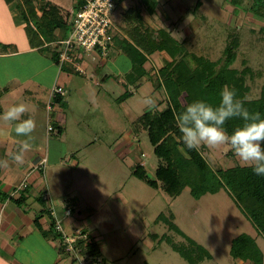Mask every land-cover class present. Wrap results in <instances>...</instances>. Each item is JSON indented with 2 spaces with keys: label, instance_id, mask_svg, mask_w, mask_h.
<instances>
[{
  "label": "rangeland",
  "instance_id": "obj_1",
  "mask_svg": "<svg viewBox=\"0 0 264 264\" xmlns=\"http://www.w3.org/2000/svg\"><path fill=\"white\" fill-rule=\"evenodd\" d=\"M61 1L65 2V7L61 9L51 0L8 1V7L13 10L10 15L14 22L12 36L18 35V44L28 38L26 23L35 26L25 18L30 17L33 8L39 13L42 25L53 33V40L56 37L65 38L70 33L71 13L76 5L75 0ZM238 1L236 4L233 0H201V5L196 8L198 0H159L155 13L150 14L140 0H123L112 12V31L130 39L127 30L132 29L136 22L129 21L124 12L141 6L146 24L161 32H157L158 38L172 37L183 42L190 53L197 56H188L195 66L202 56L222 59L232 35H239L240 46L233 66L242 70L248 65L253 70V76L248 74L246 79L250 86L248 97L257 98L264 85V18L249 9L252 0ZM22 8L27 12L26 16L22 14ZM18 26L22 31H18ZM54 47V44L49 46L52 50ZM15 48L13 45L12 49ZM91 56L87 54L86 63H83L86 73L67 66L59 73L58 85L69 91L66 100L72 99L73 111L78 119L68 130L70 147L61 138V141L54 137L50 139L45 171L56 203L73 208L63 220L64 231L69 234H76L78 230L89 231L99 244L101 256L96 259L88 253V246L82 244V252L78 251L76 255L65 249L61 252L64 254L61 262H54L59 251L51 245L43 250L35 242L42 233L37 227L27 244L29 254L21 256L24 263L190 264L167 240L160 239L165 233L171 235L174 241H188L171 230L165 220H157L159 214L164 213V219L167 216L174 220L188 236L213 253V258L205 259L201 264H238L230 252L232 239L242 232H254L256 228L238 206V199L232 197L226 188L196 198L187 185L181 194L172 197L162 185L152 186L135 173L142 163L149 177L156 178L160 159L149 140L150 129L144 126L142 117L147 110L142 101L150 95L156 100L158 110L168 107L166 89L161 84L157 85L155 79L158 70L172 57L160 50L149 54L145 63L148 69L146 76L140 82L131 83L126 77L131 62L122 50L114 47L107 59L100 55L99 60H95ZM31 59L26 60L31 63L34 61ZM37 59L44 61L39 57ZM11 60L25 59L13 57ZM45 60L51 61L52 57ZM44 88L46 93L47 88ZM121 95L131 111L121 107ZM182 100L185 102L184 98ZM78 122H81L80 126ZM80 127L85 129L82 136H79ZM130 133L137 134L139 142L133 140L131 146L121 144L122 138L132 136ZM7 149L10 150V145ZM199 151L215 170L242 164L227 145L220 148L201 146ZM23 165L17 164L19 173L24 170ZM64 167L67 168L65 172L62 171ZM13 187L14 184L9 185L8 190L14 189L13 193L20 190H16L19 184ZM10 204L0 205L1 221L4 220V210L16 205L15 202ZM39 209V205L31 208L32 219L35 217L33 212ZM71 217L68 221L67 218ZM2 227L0 223V246L2 238L7 237ZM49 238L54 240L52 234ZM259 238L264 251V236ZM8 240L15 245V240ZM54 241L60 250L61 240Z\"/></svg>",
  "mask_w": 264,
  "mask_h": 264
},
{
  "label": "trees",
  "instance_id": "obj_2",
  "mask_svg": "<svg viewBox=\"0 0 264 264\" xmlns=\"http://www.w3.org/2000/svg\"><path fill=\"white\" fill-rule=\"evenodd\" d=\"M86 1L75 0L76 8L74 10ZM140 1L146 5L150 14L155 13L159 0ZM121 2L123 0H118L117 5ZM233 2L238 4L239 1L233 0ZM200 5L201 0H198L196 8ZM33 9L30 17H25L35 25L33 27L26 23L29 38L31 41L38 39L39 45L44 44L43 38H46L47 41L53 40V33L42 25L39 13ZM249 9L254 14L264 18V0H252ZM21 12L24 15L27 14L23 8ZM124 14L129 21L136 22L132 29L127 30L129 31L130 39L126 36H121L119 33H114V47L122 50L131 62V68L126 73L127 81L131 83L140 82L146 76L148 69L145 63L149 54L160 50L165 51L172 57L158 70V76L155 79L157 85L161 84L166 89L169 105L164 110L146 111L142 117L145 122L144 126L150 129L149 136L154 146V152L160 159L156 168V178L149 177L143 164H139L135 173L147 180L152 186L159 187V185H162L172 197L181 194L187 185L190 186L191 194L196 198H200L207 193H217L222 188H226L232 197L236 198V200L238 199L237 204L242 212L255 224L259 233L264 236V177L255 175L250 167L243 164H236L225 169H213L199 150H189L178 141L177 138L180 133L174 120V113L181 112L186 103L200 99L213 105L217 104L219 92L225 84L236 90L237 97L250 112L259 111L264 117V85L259 97L249 98L250 86L247 84L246 79L248 74L253 76V70L248 65L242 70L233 66L237 59L240 36L232 35L224 49L222 59L213 60L202 56L197 59V65L193 68L189 66L188 56L193 55L195 58L197 56L191 54L185 44L183 42L180 43L175 38H158L157 32L159 31L146 24L141 6L126 9ZM53 57L58 61L56 54H53ZM7 89L8 87H5L0 90V95ZM64 96L58 94L54 99L55 104L66 105ZM182 98H184L185 102ZM121 99H123L122 95ZM240 123L239 119H232L227 121L224 127L231 133ZM27 186L20 190L27 188ZM16 190H18V187ZM6 199L12 200L21 206L26 201L27 195L23 193L14 197L13 195L10 196L7 191L0 189V200ZM39 200L43 207L34 218L35 225L48 237L52 234L54 240H61L60 252L65 251L62 234L54 227L55 219L51 214L48 201L44 198V191ZM45 212L51 217L48 229H45L40 222V218ZM163 215L164 213H160L157 220H165L171 230L181 234L188 241H174L171 235L165 233L160 239L167 240L173 249L179 252L190 264H200L205 259L213 258V253L206 246L188 236L174 220L166 215L167 219H164ZM98 245L97 240L87 244L88 253L96 257V259L101 256V249ZM230 252L236 259L251 260V264H264L263 251L256 239L249 233L242 232L234 237Z\"/></svg>",
  "mask_w": 264,
  "mask_h": 264
},
{
  "label": "crops",
  "instance_id": "obj_3",
  "mask_svg": "<svg viewBox=\"0 0 264 264\" xmlns=\"http://www.w3.org/2000/svg\"><path fill=\"white\" fill-rule=\"evenodd\" d=\"M51 1L58 6L59 9L65 7V2H62L61 0ZM8 5L9 2L7 0H0V90L8 87L7 91L0 95V115H2L8 107L14 104L25 103L28 111L24 114L22 119L32 118L36 123V128L32 134L31 140L29 141L31 147L27 150L26 157H24V170H22V173H19L16 170L17 164L12 161L9 153L17 152L19 150V145L26 138L18 137L11 125H8L3 120H0V160L8 161V166L6 168H0V189L7 191L10 196L13 195L14 197L23 193L27 195V199L23 205L19 206L16 204L15 207L13 206L14 208L10 206L9 210H4V220L1 221L2 217L0 216V223L3 225L2 230H4V235H7V237L2 238L1 241L0 264H25L21 256L29 254L27 244L29 238L32 237L34 230L37 228L34 223V219L31 218V208L35 205H39L40 211L43 206L39 197L43 191L50 189V184L48 178L46 177V171L43 172L34 168L35 164L43 157H47V160L49 161L48 152L50 153V151L48 150L50 148L49 143L52 137L58 138L57 140L59 141H61L59 138L63 139L66 145L70 147V143L68 141V130L73 123L75 124V119H78L76 117L78 115L75 116L74 114L71 102L72 99L71 101L66 100L69 94L68 90H66L67 94L64 96L66 105L56 103L51 110L47 107L51 99V90L54 85L59 84V73L63 69L54 59L53 50L52 48H49V46H53L52 42L60 40L63 37H56L55 40L52 41H47L43 38L44 44L39 45L38 39L31 41L28 35V38H24L21 40L22 42L18 44V40L16 39L18 35L15 34V36H12L11 27H13L12 24H14V22L12 21V17L10 15H12L13 10L11 11V8H9ZM71 9H69L70 13L72 11ZM19 27L20 26H18V31H22ZM9 30L11 32H9ZM13 45L16 47L14 50L12 49ZM13 57H21L25 60L12 61L11 58ZM29 57L34 61L28 63L26 59ZM38 57L44 61L42 62L37 59ZM49 57H52V60L46 61L45 58L48 59ZM43 86H46L45 88H47L46 93L43 92ZM120 105L123 109L129 111L132 110L129 104L126 103L125 99L120 100ZM157 110L158 109H156V111ZM51 122L57 126V131L53 132L48 129ZM78 123L80 126L81 122ZM80 128L81 132L79 136H82L85 129L83 127ZM130 135H132L130 138H122L120 143L131 146L134 143L133 140L139 142V138L136 136L137 134L130 133ZM9 145L10 150L7 149V146ZM66 169L67 168L64 167L62 171L65 172L64 170ZM24 179H27V188L19 190L17 193H13L14 189L9 188L8 190L9 185L14 184L13 188H16L15 186L20 184ZM10 202L13 201L9 199L0 200V205L4 207L5 205L10 204ZM56 204L59 215L65 218V206L61 202H57ZM59 208H61V211ZM39 211L36 213L33 212L32 215L36 216ZM49 217L50 215L45 212L40 218V222L45 229L50 227L51 220ZM71 219L72 217L67 218L68 221H71ZM255 228L256 230H254V232L250 231L249 234L252 233L251 235L260 245L259 236L262 234L259 233L256 226ZM42 235L43 233L36 237L37 241L35 242L39 243L43 250L47 249L46 247L49 245L55 249L57 248L59 252L57 251L58 255H55L54 262H61L60 260L64 257V254L60 252L59 247L57 246L58 244L56 245L55 241L51 240V238L45 234L43 236L46 239L43 240ZM8 238L15 240V245L9 243ZM260 248L262 249L261 245ZM237 260L238 264H251L252 262L251 260Z\"/></svg>",
  "mask_w": 264,
  "mask_h": 264
},
{
  "label": "clouds",
  "instance_id": "obj_4",
  "mask_svg": "<svg viewBox=\"0 0 264 264\" xmlns=\"http://www.w3.org/2000/svg\"><path fill=\"white\" fill-rule=\"evenodd\" d=\"M189 66L195 67L194 63ZM142 102L149 112L157 109V102L150 95H146ZM27 111L25 103H18L0 115V120L11 125L18 137L26 138L17 152L9 153L16 164L24 163V153L31 147L29 141L36 128L32 118L22 119ZM232 119H239L241 123L229 133L224 126ZM174 120L180 133L177 139L187 149L227 145L244 166L250 167L255 175L264 177V117L259 111L250 112L237 97L235 89L223 85L215 105L200 99L186 103L181 112L174 113ZM7 166V160H0V168Z\"/></svg>",
  "mask_w": 264,
  "mask_h": 264
},
{
  "label": "built area",
  "instance_id": "obj_5",
  "mask_svg": "<svg viewBox=\"0 0 264 264\" xmlns=\"http://www.w3.org/2000/svg\"><path fill=\"white\" fill-rule=\"evenodd\" d=\"M118 0H87L72 13L70 21V33L60 40L52 42L55 45L53 54L58 57L60 67L69 66L79 72L86 73L87 69L83 66L86 63V55L91 54L92 59L99 60L101 55L108 58L114 49V33L112 31V12L117 5ZM58 94L65 95L66 91L60 85H54L52 88L51 99L47 105L51 110L55 105V97ZM50 131H57L54 123L48 126ZM47 157L41 158L35 167L39 171L45 172ZM27 179H24L19 188L27 186ZM44 198L48 201L51 214L55 219L54 227L61 232L65 249L70 253L78 254L82 252V244L86 245L94 242L92 234L87 230H78V232L69 234L64 231V218L59 215L58 208L50 189L44 191ZM65 216L72 213L71 206H65ZM75 258V257H74ZM77 258V256H76Z\"/></svg>",
  "mask_w": 264,
  "mask_h": 264
}]
</instances>
